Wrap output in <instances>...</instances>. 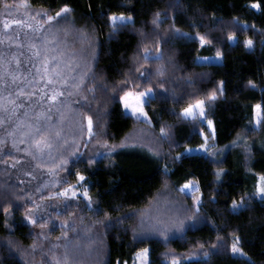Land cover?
<instances>
[{
  "label": "trees",
  "instance_id": "1",
  "mask_svg": "<svg viewBox=\"0 0 264 264\" xmlns=\"http://www.w3.org/2000/svg\"><path fill=\"white\" fill-rule=\"evenodd\" d=\"M64 6L70 13L51 22L41 19L44 36L72 69L70 76L85 74L93 91L81 89L53 101L54 107H67V124L54 125L47 162L53 176L69 184L77 172L86 177L92 210L80 197L71 215L52 211L43 227L40 220L28 224L32 200L48 198L53 190L31 188L11 167L15 156L0 150V264H128L146 248L153 255L150 264H171L174 258L180 264H264V200L258 193L248 199L264 175V122L254 121L255 105L264 108V0H0V17L13 7L54 16ZM121 13L133 20L113 27L110 17ZM199 36L207 42L201 44ZM145 48L159 49L164 59L145 61ZM217 52L219 63L197 60ZM160 66L165 77L148 85L137 79L136 68ZM126 78L139 85L132 90H157L146 103L150 122L123 110L117 96L124 95L119 85ZM161 79L166 82L157 89ZM213 91L214 101L208 99ZM84 96L88 106H82ZM197 99L205 100L214 135L199 118L183 117V108ZM81 115L92 116L97 135L91 140L81 132ZM203 135L211 152L186 154L185 148L205 142ZM189 181L199 187L192 195L180 190ZM192 196L200 199L198 212ZM242 196L246 206L234 211L232 201L239 203ZM97 207L104 211L98 214ZM149 216L169 226L193 217L200 222L172 236L171 227L163 234L151 232ZM64 221L74 227H59ZM236 237L247 255L231 253ZM220 240L224 248L210 251ZM201 246L207 257L200 255Z\"/></svg>",
  "mask_w": 264,
  "mask_h": 264
},
{
  "label": "rangeland",
  "instance_id": "2",
  "mask_svg": "<svg viewBox=\"0 0 264 264\" xmlns=\"http://www.w3.org/2000/svg\"><path fill=\"white\" fill-rule=\"evenodd\" d=\"M42 13L44 12H37L33 15L27 12L25 8L19 9L13 7L3 12L0 17V58H2L0 59V70L7 68L8 73H16L21 77L20 79H17L15 82H13L12 76L5 74L3 76V82L0 83V96L3 97V100L0 101V103H3L9 109L8 112H0V117H2V119H0V150L10 152L13 156H15L17 162H14L13 165L10 163V165L17 172V176H19V178L28 180L32 186L31 188H33L35 191L40 189L53 190L48 198H42L40 200L34 198V200H32L34 206L30 207L29 209L33 213H36V215L33 216V219H37L38 215H43L46 219L49 217L52 211H56L57 207H62L64 203V197L56 196L55 194L61 192L63 188L68 187V185L61 186V184H64V180L62 181L60 177L57 178L56 176H53V167H48L47 162L49 152L48 147H45L42 150L37 149L35 140L39 139V137H36L34 132L36 127H40L43 130L44 138L50 144L51 132L53 131L54 125L56 123L59 125H61V123L64 125L67 124V107H54L56 106L57 102L52 104L53 101L39 102L40 89L43 86V82L26 86V81L32 80L35 76L36 68L34 65L39 64V59L34 55L35 51L40 49L43 53L45 51L44 47L46 45L48 46L47 49L49 50L48 55H51L52 47L50 44L41 43V41L46 36H44V24L40 22L41 19L47 21ZM124 16L130 17L131 21L133 20L131 16ZM30 19L32 21H29ZM13 20H19L21 23H11ZM6 21L9 23L8 28L4 27ZM29 25H31V27H29ZM40 25H42V27H40ZM235 40V37L234 39H231L232 42H235ZM33 44H35V48L32 47ZM205 57H208L209 59L206 60L204 59ZM205 57L199 56L197 60L199 62L222 61V55ZM17 60L19 61V65H17ZM64 72L69 76L71 74L67 68L64 69ZM36 80L38 81L39 78L36 77ZM21 87L23 88L24 92L35 91L36 95L30 98L20 95L19 89ZM63 89V87L60 88L61 91H63ZM143 89L144 88H139L133 91H139ZM45 91L48 90L46 89ZM9 93H11V96H9ZM48 94H51L50 91H48ZM9 99L15 100V104L20 105V107H16L14 113L11 112L13 105L8 104ZM121 104L123 110L126 113L131 114L130 109L124 108V102L122 100ZM144 108L147 112L146 103ZM256 111L257 110L255 109V113ZM42 112L50 117V119L45 120L43 117L38 116V114ZM133 116L137 118L136 115ZM138 119L150 122L149 114L147 117H140ZM38 120L39 123H37ZM254 121L255 125L258 126L259 124H256V115ZM205 124L207 125L206 121ZM207 127L211 132H213V123L211 125H207ZM60 136H62V134H60ZM208 143L209 145H212L209 141ZM192 148L196 149V147ZM202 152L205 153L202 150L196 149V151L193 153H185L194 154ZM85 181L86 177L83 181H79L77 178L76 181L71 183V185L79 187L78 195L80 197H83L82 194L85 188L88 191V186L85 185ZM59 186L61 187L58 188ZM182 192L188 194L187 190ZM194 192H192L190 195H192ZM37 205L40 206L39 212H37L36 209ZM26 222L28 224H32L28 220H26ZM146 249L148 250L146 259L142 250L136 253L131 262L128 264H150V260L153 255L150 253L149 248Z\"/></svg>",
  "mask_w": 264,
  "mask_h": 264
},
{
  "label": "snow or ice",
  "instance_id": "3",
  "mask_svg": "<svg viewBox=\"0 0 264 264\" xmlns=\"http://www.w3.org/2000/svg\"><path fill=\"white\" fill-rule=\"evenodd\" d=\"M254 7L259 8L260 4L259 2L255 3L253 5ZM5 7L7 8L8 6L5 5ZM71 9L68 8V6H64L63 8H61V10L59 12H56L55 15H48L46 12L42 13V15L46 18L47 21L51 22V21H55L57 20V18L61 17V14H67L70 13ZM159 15V14H157ZM66 18V17H65ZM111 22L113 27H115L118 23L120 24H125L128 22H131V18L130 17H125L123 13L119 14V15H115L113 14L111 17ZM11 23L14 24H20L21 21L19 20H13ZM154 23H156V21H154ZM5 28L9 27V23L6 21L4 24ZM29 27H31V25H29ZM40 27H42V25H40ZM187 35V34H184ZM229 39H234V36L229 37ZM199 40L201 44L206 43V39L204 36H199ZM41 43L43 44H47V37H45ZM247 45L249 47L252 46L253 41L251 39H249L247 42ZM33 48H35V44L32 45ZM48 49L46 48L45 51L42 53L40 49H37L34 53V55L39 59V64L38 65H34V67L36 68V73L35 76L33 77L32 80H27L26 81V86L27 85H33L34 83H39V82H43V86L40 89V101L39 102H46V101H56L57 97L59 96H64L66 93L68 95H71L73 92H76L77 94H79L81 92V89H87L88 91H93V89L88 88V86L84 83V75L83 73H81L79 75V77L76 76H69L67 73L64 72V69L67 68L69 70V72L72 71V69L69 67L68 63L64 62L61 57L56 53L55 48H53L52 51V55L49 56L48 55ZM222 55V53L217 52V56ZM2 59V58H0ZM143 59L145 61L148 60H152V61H162L164 59V54L159 51V49H157L155 52L151 49L145 48L143 50ZM204 59H209L208 57H205ZM17 65H19V61L17 60ZM136 72L139 73L137 79L142 80L144 82L145 85L150 84L154 77H165V72L166 69L164 68V66H160L157 67L155 70H153L150 67H144L143 70L141 71L139 68L135 69ZM5 74H9L12 76V81L15 82L17 79H20L21 77L16 74V73H8L7 68H4L3 70H0V83L3 82V76ZM36 77L39 78V80H36ZM166 82V80L161 79L158 84H157V89H161L164 86V83ZM189 83H191V81H189ZM249 83H252L251 81ZM223 84V82H221V85ZM255 85L253 84V87ZM63 87L64 91H61L60 88ZM139 85H137L135 82H130L127 78L119 85L120 91H122L124 93L123 96H117V99H120L124 102V108L125 109H130L131 110V114L136 115L137 118L140 117H147L148 113L145 111L144 105L145 103L150 104L151 101L153 99H155L156 94H157V90H154L152 87H145L143 90H139V91H133V88H138ZM50 91V95L48 94V91ZM220 91H223V88L221 87ZM166 92V90H165ZM19 93L22 96H26V97H32L34 95H36L35 91L32 92H24L23 88L21 87L19 89ZM164 94V93H162ZM9 96H11V93H9ZM217 97V93L215 91H213L210 95V97H208L209 100H215ZM3 100V97L0 96V101ZM83 100L85 101V104L82 106H88L87 105V101L88 98L87 96L83 97ZM8 104L13 105V108L11 109V112L14 113L16 110V107H20V105H16L15 104V100L9 99L8 100ZM205 100L204 99H197L195 100L194 103L189 104L187 107L183 108L182 110V114L183 117L185 119H190L192 121H196L198 118L200 119V123H207V125H211L212 121L208 120L206 115H205ZM255 109L257 110L255 115H256V124H260L262 122H264V108H262V106L260 104H256L255 105ZM91 110V109H89ZM9 109L3 104L0 103V112H8ZM78 115H80L79 113H77ZM38 116L43 117L45 120L50 119V117H48L47 115H45L43 112L39 113ZM0 119H2V117H0ZM86 120V126L84 121ZM37 123H39V120L37 121ZM94 128V123H93V119L92 116L88 115V116H83L81 115L80 117V129L81 132L83 131H87L89 133V139H93L97 133L93 131ZM161 133H165L164 138L168 139V135L165 131V128L161 127L160 129ZM35 132V136L39 137V139L35 140L36 146L38 150H42L45 147H50V144L48 143V141L44 138L43 135V130L40 127H36L34 129ZM196 134H201V130L199 128L196 129ZM212 134H215V129H213ZM203 139H204V143L199 144L196 146V149L202 150L205 153H208L211 151V145H209L208 143V135H203ZM196 149L192 148V147H187L185 148V152L186 153H193L196 151ZM72 155H78V150L75 153H71ZM213 155H215V153H212ZM97 155H104V153L102 152H98ZM64 164H67L68 161H63ZM75 163V161H74ZM69 173L71 174V170H68ZM222 171V170H221ZM221 171H218L216 173L217 176H219L221 174ZM75 175L78 177L79 181H83L85 179V177L80 174L79 172L75 173ZM63 183L68 184V187L63 188L61 192L56 193V196H63L64 197V203L62 205V207H57L56 208V212L58 214H65V215H71V210L74 207V203L77 199L80 198V196L78 195L79 193V187L78 186H73L71 184H69L67 178L64 179ZM181 191H185L187 190L188 194H191L194 191H198L199 187L198 184L193 183L191 181H189L188 183L184 184L181 188ZM259 194L260 199L264 200V175H261L259 177V183L257 186V192L253 193L252 195H250L248 197L249 200H251L253 198V196H255L256 194ZM83 197H87V207L92 210V198L88 195V191L85 188L84 192H83ZM192 199L196 202L195 207L197 212L200 209L201 206V202L200 199L198 197L192 196ZM245 202H244V197L242 196L240 198V202L237 203V201L233 200L232 201V208L233 210H237L239 208L245 207ZM19 207V206H18ZM37 212L40 211V206L37 205L36 206ZM95 211L99 214L100 212H103L104 210L97 207L95 209ZM36 215V213H33L30 209L28 210V212L26 213V220H28L30 223L32 224H36L37 223V219H39L42 223H41V227L44 226L45 221V216L43 215H38L37 219H33V216ZM105 215H107V213H105ZM59 217L57 216V219ZM48 220H51V216L48 217ZM146 221L144 219H142L141 223H145ZM200 222V218L198 217H193L191 222H189L188 224H185L183 220H177L175 221L171 226L167 225L164 223V221L158 219V218H154L152 216L147 217V223L150 225L151 227V232L153 233H160L163 234L165 232L169 231V227L175 229V231L171 232L172 236H176L178 234L183 235L186 234L187 231L192 230L193 227H195L196 223ZM111 223V222H110ZM110 226V224H109ZM57 227V225L55 224V222H53V229L55 230ZM59 227H67V228H72L74 227V222H68V221H64L62 222ZM39 235L43 236V232H41ZM167 238V237H166ZM238 241H239V237L235 238V242H233L231 244V253L233 254H241V255H247L246 253H244L243 248L238 246ZM220 247H216L215 245L212 246V249L210 251H212L213 253H219L221 251L222 248H224L225 246V242L223 240H220ZM7 246L9 248L12 247V242L8 241L7 242ZM39 247L38 245L34 244L32 246L33 251H35V249ZM147 249L143 250V255L146 259L147 257ZM200 255L202 257H207L209 255V251L208 250H204L203 246H201V252ZM65 261H67V254H65ZM48 264H51V261L48 262ZM57 264H59V262H57ZM171 264H180V260L178 258H174L171 261Z\"/></svg>",
  "mask_w": 264,
  "mask_h": 264
},
{
  "label": "bare ground",
  "instance_id": "4",
  "mask_svg": "<svg viewBox=\"0 0 264 264\" xmlns=\"http://www.w3.org/2000/svg\"><path fill=\"white\" fill-rule=\"evenodd\" d=\"M235 37V36H234ZM235 42L237 41V38L235 37ZM247 40H249V39H247ZM247 40H246V42H247ZM232 42V41H231ZM235 42H232L233 44L235 43ZM246 45H247V43H246ZM253 45V44H252ZM247 47H249L248 45H247ZM252 47V46H251ZM202 62V61H201ZM208 63H219V62H208Z\"/></svg>",
  "mask_w": 264,
  "mask_h": 264
}]
</instances>
